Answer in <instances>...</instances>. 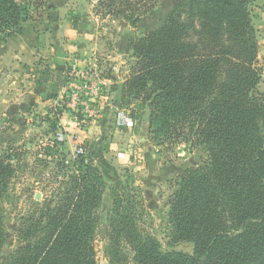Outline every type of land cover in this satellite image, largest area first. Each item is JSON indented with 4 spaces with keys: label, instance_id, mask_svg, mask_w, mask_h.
<instances>
[{
    "label": "trees",
    "instance_id": "obj_1",
    "mask_svg": "<svg viewBox=\"0 0 264 264\" xmlns=\"http://www.w3.org/2000/svg\"><path fill=\"white\" fill-rule=\"evenodd\" d=\"M169 2L164 22L129 43L136 63L111 91L115 108L131 109L134 121L149 109V136L158 146L184 142L204 149L206 161L177 177L168 201L173 243H191L193 252L162 251L156 237L140 232L141 191L123 183L104 158V135L69 165L74 171L55 204L22 219L16 229L20 246L7 257L3 204L21 148L9 145L0 152V264H99L100 222L108 228L110 264H264V93L258 91L262 70L253 0ZM43 3L0 0V47L22 30L28 7ZM159 10L137 9L131 24L137 27ZM58 114L47 117L54 133ZM108 184L113 205L100 217Z\"/></svg>",
    "mask_w": 264,
    "mask_h": 264
},
{
    "label": "rangeland",
    "instance_id": "obj_2",
    "mask_svg": "<svg viewBox=\"0 0 264 264\" xmlns=\"http://www.w3.org/2000/svg\"><path fill=\"white\" fill-rule=\"evenodd\" d=\"M43 1L44 3L41 5L28 7L30 18L24 24L27 21L34 23L44 22V20L53 18V15L57 13V17L62 23L65 21L70 26L71 24L79 26V33L82 37L86 34L93 35L92 40L94 41L89 42L90 40H88L84 42L83 40L79 42V45L82 43L89 53L97 58L95 60L96 67L90 73H86L90 75L88 80H83L80 76L73 73L74 69L73 71L70 69L71 72L69 74L74 77L73 81L76 82L77 79L79 83L74 85V89L67 90L66 94L63 95L65 98L63 97L64 103L62 104L66 103L69 108L76 104L73 107L76 112L80 105L81 107L84 106L88 111L85 102L88 97L95 101L97 95L104 96L108 93V90L105 91L103 89L104 86L108 87L106 84L107 79L114 80L115 77H118L122 81L126 80L136 63V59L132 57L134 52H129L128 50L129 43L160 26L166 18L170 5L169 2L167 6L168 0ZM126 1L128 2L126 3ZM137 9L143 12L146 9H150V12L159 11L153 16L149 15V13V16L138 22L137 27H134L131 22L140 14ZM122 11H125V13ZM250 11L260 48L259 66L262 70V82L258 86V91L264 93V0H253L250 5ZM132 17L133 19H130ZM112 73L115 74L113 75ZM70 75L66 80L68 85L73 83ZM35 87L37 86L35 85ZM19 99L20 101L13 97L10 103L21 102L24 99V102L27 103L25 97ZM115 100L113 99V101L109 102L108 114L105 113L103 116H101L102 112H100L102 108L100 109L93 105L94 109H90V112H92L90 115L95 112L96 116H101L94 124L88 125V118L86 116L83 118L81 115L75 120L76 126L78 128L84 127L83 130L88 129L89 126L96 127L98 131H100V127H105V130L117 128L114 131L118 132V136L114 137L116 142L118 141L117 147L114 148L115 150H109L108 139L110 134L108 136L104 133L105 131L103 132L102 136L106 135L108 145L106 151L103 152V156L115 169L123 183L137 187L141 191L144 214L138 219L140 232L156 237L161 244L162 251L175 249L188 253L193 252L191 243H173L172 227L168 217V201L174 190L177 177L186 169L202 165L206 161L207 155L204 149L200 147L192 148L184 142H179L175 145L165 144L158 146L152 142L149 136V109L147 108L142 112L143 117L140 121H134L130 116L131 109L127 107L115 108ZM8 104H4L5 106L0 104V152L5 151L9 145H12L21 148V158L19 162H16L17 173L12 180L10 197L3 204L8 239L3 249L4 257L9 256L20 246L16 229L22 219L35 209L41 211L43 207H52L58 200L60 192L68 186L69 177L74 171L73 167L69 168V165L71 166L72 161L76 158L64 146L55 144L56 137L54 132H51L47 119L30 117L27 125L25 124L26 127L23 125V120H21L23 126L18 123H10L7 120L9 119L7 115ZM62 104H55L56 108L51 111L53 118L56 113H59L56 118H60ZM31 109H33V106ZM123 114L129 120H133L134 125L132 127L119 125L124 117ZM135 125L138 127L137 132L140 135L127 143L132 138L131 134L135 132L131 133L129 131L134 129ZM18 131H23L21 134H24V136L21 134L17 136L16 133ZM107 133H109V130ZM102 136L96 139L92 138L87 142L88 145L93 141H98ZM71 138L77 139L78 137ZM61 139H63V135H60ZM141 139H145V142L141 141ZM69 143L73 149H76L74 143ZM144 144L147 145L148 152L145 151ZM134 148L139 154L138 159L133 158L135 156L133 154ZM49 149L54 150V155L47 153ZM140 149L143 152L139 151ZM122 154L124 156L130 155L132 157L130 162L134 160V163L118 161L117 159H124L121 156ZM60 163H65L68 167L63 168V164ZM110 187V184H108L104 191L102 205L98 210L100 217L104 216L106 209L112 208L113 198ZM105 227L106 225L103 222L99 223L95 240L97 262L99 264H110L106 257V248L110 246V241L107 237L108 228H106V233L103 234ZM121 245L130 255V245L126 241H122Z\"/></svg>",
    "mask_w": 264,
    "mask_h": 264
},
{
    "label": "crops",
    "instance_id": "obj_3",
    "mask_svg": "<svg viewBox=\"0 0 264 264\" xmlns=\"http://www.w3.org/2000/svg\"><path fill=\"white\" fill-rule=\"evenodd\" d=\"M27 22L23 25L21 31L15 33L0 47V104L10 103L13 97H16L19 101V98L25 97L27 103L24 102V99L21 102L10 103L7 106V115L9 117L7 120L13 124L24 125V127H26L30 117L34 119L37 117H43L44 119L52 117L51 111L56 108L55 104L60 103L61 105L64 103L63 97L65 98V96L63 95L66 94L67 90L74 89V85L79 83L77 79L76 82L73 81L74 77L69 74L71 72L70 69L72 71L74 69L73 73L78 76L83 73H90L96 67L95 60H97L82 43L79 45V42L83 40L84 42L88 40H90L89 42L94 41L92 40L93 35L86 34L82 37L79 33V26H73L72 24L70 26L65 21L62 23L59 21L57 13L53 15V18L44 20V22ZM109 71L111 72V70ZM112 74L114 75L115 73ZM69 75L73 82L71 85L66 82ZM115 80L122 81L118 77H115L114 80H105L108 85V87H103L105 91L108 90L106 95H97L95 101L89 97L85 100L88 111L84 106L81 107L80 105L76 112L72 106L69 108L66 103L62 104L61 115L58 118V131L54 133V136L60 137V134L63 135L61 140L64 141V147L71 155H76V149H73L69 143L71 142V137H78L84 140L85 147L88 145L87 142L89 140L102 136L104 131L106 135L110 134V136L108 135L109 150H115L114 148L117 147L118 141L116 142L114 138L118 136V132H114L117 129L116 127L113 129L108 128L107 130L104 129L105 127H100V131H98L96 127L89 126L88 129H85L86 133L83 130L84 127L78 128L75 123V120L82 115L81 117L84 118L86 116L88 118V125L94 124L97 119L108 112L109 102L116 99L115 93L111 91L112 86L116 84ZM37 82H41V86H38ZM93 105L100 109L102 108V111H100L102 112L101 116H96L94 111L90 115L92 113L90 109H94ZM32 106L33 109H31ZM21 120H23V125ZM108 130L109 133H107ZM137 130L138 127L135 125L134 129L129 131L131 133L135 132L131 134L132 138L127 143L140 135ZM22 132L18 131L16 133L17 136ZM21 135L24 136V134ZM57 136H55V139H58ZM141 141L145 142V139H141ZM143 147L148 152L147 145L144 144ZM139 151H142V149ZM133 154H135L133 156L134 159L139 158L135 148L133 149ZM121 156L124 159H117L120 162H130V158H132L130 155L124 156L122 154ZM132 162L134 163V160L130 163Z\"/></svg>",
    "mask_w": 264,
    "mask_h": 264
},
{
    "label": "built area",
    "instance_id": "obj_4",
    "mask_svg": "<svg viewBox=\"0 0 264 264\" xmlns=\"http://www.w3.org/2000/svg\"><path fill=\"white\" fill-rule=\"evenodd\" d=\"M89 76L90 75H88L86 73H83L80 75V77L83 80H88ZM76 98H78V97L76 96ZM74 100H75V97H74ZM72 107H75V104H73ZM119 125L120 126H126V127H128V126L132 127L134 125V123H133V120H129L126 117V115H124V117L122 118V121L119 123ZM71 142L76 145V155L75 156L79 155L80 153H82L84 151V140L77 138V139H72Z\"/></svg>",
    "mask_w": 264,
    "mask_h": 264
},
{
    "label": "water",
    "instance_id": "obj_5",
    "mask_svg": "<svg viewBox=\"0 0 264 264\" xmlns=\"http://www.w3.org/2000/svg\"><path fill=\"white\" fill-rule=\"evenodd\" d=\"M107 227H105V229H104V231H103V234H105L106 233V231H107V229H106Z\"/></svg>",
    "mask_w": 264,
    "mask_h": 264
}]
</instances>
